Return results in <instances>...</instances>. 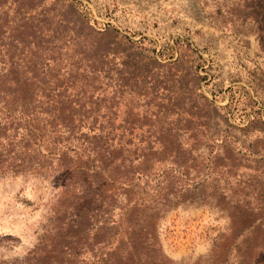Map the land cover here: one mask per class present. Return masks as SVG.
<instances>
[{"label":"rangeland","instance_id":"1","mask_svg":"<svg viewBox=\"0 0 264 264\" xmlns=\"http://www.w3.org/2000/svg\"><path fill=\"white\" fill-rule=\"evenodd\" d=\"M93 40L106 56L79 47ZM0 74L51 82L72 101L71 111L107 114L96 128L126 129L128 143L154 142L149 131L171 128L183 151L200 146L193 153L203 151L206 168L188 169L172 189L181 202L156 221L164 264L214 262L211 249L231 234L229 198L249 207L247 238L264 241V0H0ZM206 111L207 126L195 118ZM91 124H82L88 137L96 131ZM188 127H209L212 135L194 140L182 132ZM215 151L230 156L234 168L215 169L209 161ZM50 158L23 159L46 166ZM16 163L7 159L3 169ZM52 163L36 172L0 171V264H96L94 252H105L93 244L104 216L77 217L78 190L63 187L64 173ZM153 172L165 184L176 174L170 160ZM201 178V195L218 188L224 200L215 194L204 204L190 200L191 190L179 191ZM124 204L118 197L106 215L126 219ZM255 264H264V251Z\"/></svg>","mask_w":264,"mask_h":264},{"label":"trees","instance_id":"2","mask_svg":"<svg viewBox=\"0 0 264 264\" xmlns=\"http://www.w3.org/2000/svg\"><path fill=\"white\" fill-rule=\"evenodd\" d=\"M79 47H84V52H89L91 56H106L99 41L82 43ZM57 89L59 87H54L51 82H34L0 74V110L6 113V119L0 120V145L7 146L0 151V171L12 174L36 172L43 168H53L55 165L52 162L56 160V170L64 173L63 187L72 186L73 192L76 188L78 190L80 204L76 207L77 217L85 220L104 216V219H99L102 220V226L96 229L93 244L98 249L104 248L105 252H94L96 264L166 263L159 245L156 221L160 212L181 202L172 189L176 182L189 173L188 169L200 172L206 168L203 151H199L198 156L193 153L200 146L193 143L187 152L183 151L178 143L179 131L171 128L149 131L155 137L154 142L128 143L124 139L125 132L128 131L126 129L104 126L96 128L98 118H109L107 114L73 112L70 110L72 101L64 98ZM201 99L209 111L218 116L217 107L202 95ZM209 117L210 114L206 111L195 118L206 119L207 126ZM90 123L91 126L85 127L96 131L88 137L82 124ZM116 130L119 133L115 134ZM134 131L131 128L129 133ZM208 131L209 127L203 130L188 127L182 132L189 133V136L197 140L199 137L207 138L212 135H208ZM42 145L45 152L41 151ZM57 147L59 151L54 152ZM29 153L51 156V162L46 166L41 163L43 160L26 162L23 158ZM210 158L215 169L234 168V161L230 156H222L215 151ZM7 159L18 163L3 169V162ZM166 160H170L176 174L171 175L165 184L160 176L155 178L152 174L156 164ZM190 161L197 163L190 164ZM205 181L206 178H201L197 184L182 187L179 191L185 193L191 190L194 197H190V200L197 199V202L199 200L204 204H211L209 198L215 194L224 200L225 191L219 189L218 192V188L201 195L203 191L200 192V187ZM149 186L152 190L146 189ZM118 189L122 190L123 195L120 196ZM156 195L159 196L156 198ZM118 197L125 201L128 211L126 219H123V215L117 219L106 215L110 213ZM227 203H230L232 211L229 215L233 220L231 234L228 240H223L222 247L216 245L211 249L213 257H217L212 264H255L264 251V241L255 243L247 238L254 222L249 207L240 204L237 199L232 201L229 198ZM113 226L120 228V232L114 233L111 230ZM233 251L234 260L229 263L228 257Z\"/></svg>","mask_w":264,"mask_h":264}]
</instances>
